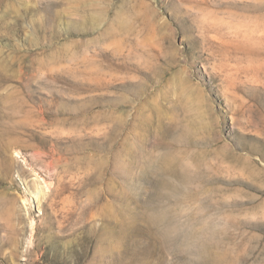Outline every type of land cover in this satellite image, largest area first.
Returning a JSON list of instances; mask_svg holds the SVG:
<instances>
[{
  "label": "rangeland",
  "instance_id": "obj_1",
  "mask_svg": "<svg viewBox=\"0 0 264 264\" xmlns=\"http://www.w3.org/2000/svg\"><path fill=\"white\" fill-rule=\"evenodd\" d=\"M0 264H264V0H0Z\"/></svg>",
  "mask_w": 264,
  "mask_h": 264
}]
</instances>
